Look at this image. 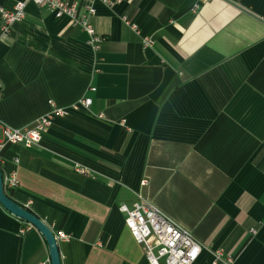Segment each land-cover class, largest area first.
I'll return each instance as SVG.
<instances>
[{
  "label": "crops",
  "instance_id": "crops-1",
  "mask_svg": "<svg viewBox=\"0 0 264 264\" xmlns=\"http://www.w3.org/2000/svg\"><path fill=\"white\" fill-rule=\"evenodd\" d=\"M64 1L95 9L101 41L32 4L0 32V143L49 102L91 105L0 151L6 194L66 236L61 264H147L118 210L139 200L201 244L195 264H264V0ZM45 262L41 234L0 205V264Z\"/></svg>",
  "mask_w": 264,
  "mask_h": 264
},
{
  "label": "built area",
  "instance_id": "built-area-1",
  "mask_svg": "<svg viewBox=\"0 0 264 264\" xmlns=\"http://www.w3.org/2000/svg\"><path fill=\"white\" fill-rule=\"evenodd\" d=\"M92 1H99L103 4L111 3L109 0ZM29 4L48 9L56 19L69 18L73 26H78L87 33L91 45L96 46L101 41L88 23L89 16L96 13L95 9L88 8L86 13L80 14L76 3L70 4L64 0H19L11 9L0 7L1 34L10 33L13 24L24 20L25 10ZM125 23L139 34L135 24ZM49 105L51 110L38 118L31 129L20 130L4 126L0 151L8 144L31 148L39 142L55 118L65 117L70 111H76L79 108L88 109L91 101L83 99L70 108H58L52 102H49ZM3 186L5 190H13L18 187V180L14 172L3 178ZM118 210L124 216V225L132 238L142 247L147 264H195L200 257L202 246L193 235L167 218L152 204L139 200L130 205H121ZM55 239L56 241L66 239V236L59 233ZM212 264H231V260H221V252H216Z\"/></svg>",
  "mask_w": 264,
  "mask_h": 264
},
{
  "label": "water",
  "instance_id": "water-1",
  "mask_svg": "<svg viewBox=\"0 0 264 264\" xmlns=\"http://www.w3.org/2000/svg\"><path fill=\"white\" fill-rule=\"evenodd\" d=\"M0 205L15 218L34 227L47 243L50 264H61L58 243L53 232L35 215L19 206L6 194L3 186V175L0 171Z\"/></svg>",
  "mask_w": 264,
  "mask_h": 264
},
{
  "label": "trees",
  "instance_id": "trees-1",
  "mask_svg": "<svg viewBox=\"0 0 264 264\" xmlns=\"http://www.w3.org/2000/svg\"><path fill=\"white\" fill-rule=\"evenodd\" d=\"M7 195H8V194H7ZM8 196H9V198H11L10 195H8Z\"/></svg>",
  "mask_w": 264,
  "mask_h": 264
}]
</instances>
